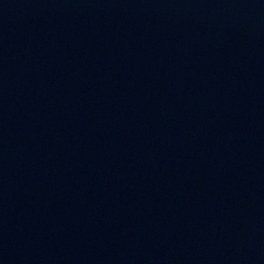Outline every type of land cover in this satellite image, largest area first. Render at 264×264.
I'll return each instance as SVG.
<instances>
[{
  "label": "water",
  "instance_id": "obj_1",
  "mask_svg": "<svg viewBox=\"0 0 264 264\" xmlns=\"http://www.w3.org/2000/svg\"><path fill=\"white\" fill-rule=\"evenodd\" d=\"M0 264H264V0H0Z\"/></svg>",
  "mask_w": 264,
  "mask_h": 264
}]
</instances>
